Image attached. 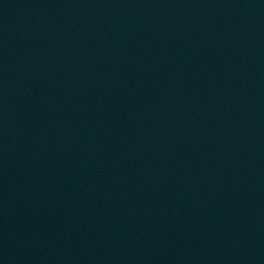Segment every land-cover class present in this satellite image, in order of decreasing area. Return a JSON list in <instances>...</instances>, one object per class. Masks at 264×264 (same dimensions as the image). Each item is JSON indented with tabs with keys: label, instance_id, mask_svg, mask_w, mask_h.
Returning <instances> with one entry per match:
<instances>
[{
	"label": "water",
	"instance_id": "water-1",
	"mask_svg": "<svg viewBox=\"0 0 264 264\" xmlns=\"http://www.w3.org/2000/svg\"><path fill=\"white\" fill-rule=\"evenodd\" d=\"M0 264H264V0H0Z\"/></svg>",
	"mask_w": 264,
	"mask_h": 264
}]
</instances>
